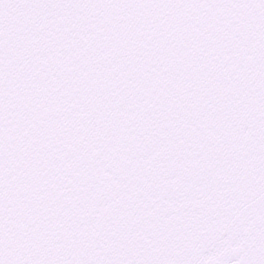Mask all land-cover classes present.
Listing matches in <instances>:
<instances>
[{
	"label": "snow or ice",
	"instance_id": "snow-or-ice-1",
	"mask_svg": "<svg viewBox=\"0 0 264 264\" xmlns=\"http://www.w3.org/2000/svg\"><path fill=\"white\" fill-rule=\"evenodd\" d=\"M0 264H264V0H0Z\"/></svg>",
	"mask_w": 264,
	"mask_h": 264
}]
</instances>
